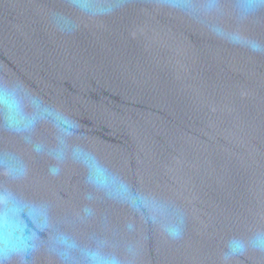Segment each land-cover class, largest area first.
<instances>
[{
  "label": "water",
  "instance_id": "95a60500",
  "mask_svg": "<svg viewBox=\"0 0 264 264\" xmlns=\"http://www.w3.org/2000/svg\"><path fill=\"white\" fill-rule=\"evenodd\" d=\"M0 264H264V0H0Z\"/></svg>",
  "mask_w": 264,
  "mask_h": 264
}]
</instances>
